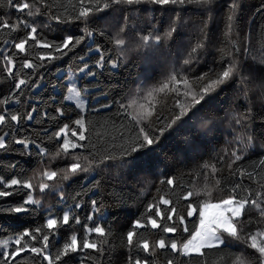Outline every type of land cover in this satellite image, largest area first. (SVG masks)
I'll return each mask as SVG.
<instances>
[{"label": "snow or ice", "instance_id": "snow-or-ice-1", "mask_svg": "<svg viewBox=\"0 0 264 264\" xmlns=\"http://www.w3.org/2000/svg\"><path fill=\"white\" fill-rule=\"evenodd\" d=\"M245 8L0 0V264H113L116 241L119 264H264V7Z\"/></svg>", "mask_w": 264, "mask_h": 264}, {"label": "trees", "instance_id": "trees-1", "mask_svg": "<svg viewBox=\"0 0 264 264\" xmlns=\"http://www.w3.org/2000/svg\"><path fill=\"white\" fill-rule=\"evenodd\" d=\"M245 3H246L245 13H244L245 19L249 18L250 16H254L256 22L260 23L261 22V16L256 13V9H258L260 7H264V0H245ZM5 11H6L5 9H0V16L4 15ZM16 15H18V14L15 13L14 10H11L12 18H15ZM65 60H67V58H65ZM60 67L62 69H64V70H66L67 65L66 64H61ZM135 71L136 70H133V72H135ZM53 75H60L61 77H63L65 75V71H62L61 73H55V70L53 69L52 72L49 73V76H53ZM117 79L120 81V85H117V86H122L129 79L128 73L125 72L122 76H118ZM48 91H50V89ZM48 91H45L44 89H38L36 91V97H35L36 100H39L41 97H43L44 100H47ZM209 147L211 148V146H209ZM162 151H164L165 153H171L172 151H174V148L169 142H165L163 147H162ZM21 163H23V161H21ZM32 166H34V165H28V164L24 165L25 168H30ZM164 168H165V165L161 164L160 167L158 169H156V175L150 176L149 179H152V180L158 179L159 172L162 169H164ZM139 187L140 186L136 187V192L137 193L139 191ZM154 192H155V188H152L148 192L147 196L144 197V199L145 200L149 199L150 196L152 195V193H154ZM214 195L219 197V196H222L223 194L220 193V192H217V193H214ZM50 202H54V198H50ZM130 210L131 211H135L136 208L133 207ZM129 219H130V217L122 215L121 216V220H120V224L122 226H126ZM12 223H13V221L11 219H9L7 217L0 216V224L9 225V224H12ZM116 244H117V248H116L115 253L113 255V264H119L118 253L121 251V249L118 247L119 241H116ZM163 259L164 258L161 257V262H163ZM213 260H214V257L210 256L209 264H212Z\"/></svg>", "mask_w": 264, "mask_h": 264}]
</instances>
